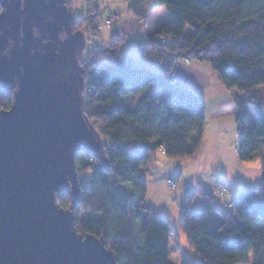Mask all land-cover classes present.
Instances as JSON below:
<instances>
[{
  "label": "trees",
  "instance_id": "16d2710c",
  "mask_svg": "<svg viewBox=\"0 0 264 264\" xmlns=\"http://www.w3.org/2000/svg\"><path fill=\"white\" fill-rule=\"evenodd\" d=\"M157 2L166 6L168 19L156 33L158 41L140 48L159 61V72L129 58H116L105 70L89 61L80 72L81 87L92 90L85 115L98 139L110 141L98 155L76 153L78 194L59 193L57 205L73 213L81 237L102 240L118 264H171L172 225L148 207L142 168L159 150L170 157L194 155L204 137V100L171 79L168 54L179 53L207 63L227 89L241 94L235 97L240 160L263 153L262 180L255 188L241 193L231 208L199 188L203 209L194 212L188 199L179 231L199 255L196 264H248L251 255L253 264H264V0ZM3 11L0 2V24ZM85 26H92L91 18L72 30ZM92 54L100 57L102 50ZM12 105V88L0 87V109ZM250 107L256 110L254 124Z\"/></svg>",
  "mask_w": 264,
  "mask_h": 264
},
{
  "label": "water",
  "instance_id": "95a60500",
  "mask_svg": "<svg viewBox=\"0 0 264 264\" xmlns=\"http://www.w3.org/2000/svg\"><path fill=\"white\" fill-rule=\"evenodd\" d=\"M0 2V87L14 89L12 108L0 109V264H118L57 205L59 193L78 194L76 153L102 146L64 51L59 1Z\"/></svg>",
  "mask_w": 264,
  "mask_h": 264
},
{
  "label": "crops",
  "instance_id": "0c3cea01",
  "mask_svg": "<svg viewBox=\"0 0 264 264\" xmlns=\"http://www.w3.org/2000/svg\"><path fill=\"white\" fill-rule=\"evenodd\" d=\"M68 1L71 3V0ZM157 5L153 3V7ZM148 16L147 10L138 11L136 16L140 20L138 25L142 26L138 30L140 40L137 45L139 53L135 51L129 53L128 51L120 50L121 44H119L116 50H111L110 55L114 61L116 58H129L133 64V60L136 58L138 62H143V66L145 65L142 68L159 72V61L144 55L141 51L140 43L158 41L156 33L165 24L168 17L163 19L159 25H155L152 30H149L144 27L150 23ZM116 40L122 42V39L116 38ZM175 71L177 83L182 88L200 96L206 104L204 137L200 148L194 155L170 157L165 151L159 150L151 157L149 163L142 168V175L147 181L146 202L148 207L159 216L168 218L171 225L174 224L176 228L173 229V235L170 239V262L171 264H182L183 259L187 258L182 256L177 250V241L180 235V210L187 200L192 199L191 207L194 212H201L203 200L198 194L199 188L217 196L218 186L222 184L229 190V194L222 201L224 200L227 203V208H231L239 196V193H234L240 188L239 186L241 184L244 186L250 184V187L245 190L253 189L256 186H251L258 178L256 179L253 173L246 174L242 172V178L240 176L239 178L236 177L238 182L235 181L234 175L241 167H250L248 162L240 160L237 147L236 152L234 149L235 143L237 144L236 141H238L235 97L241 94L235 89H227L221 82L219 75L209 65L201 62L195 61L192 65L180 62L176 66ZM219 155H222V157H218ZM206 156L207 159H205ZM170 160L173 161L172 164ZM171 178H179L180 180L181 186L175 193L167 185V180ZM230 194L231 197L228 198Z\"/></svg>",
  "mask_w": 264,
  "mask_h": 264
},
{
  "label": "rangeland",
  "instance_id": "374dc122",
  "mask_svg": "<svg viewBox=\"0 0 264 264\" xmlns=\"http://www.w3.org/2000/svg\"><path fill=\"white\" fill-rule=\"evenodd\" d=\"M59 1V7L61 11V19H62V27L63 32L61 34V39L63 41H67V45L64 48V51L69 53L77 70L80 71L83 70L86 66V64L91 62H96L97 66L105 70L108 65L113 64L115 61L114 59H111V45L115 43L116 41L121 42L117 39H122L120 50L128 51L129 53L132 51H135L136 53H139V48L137 43H139V35L138 30L141 25H138L140 20L136 18L138 11H148V19L150 23H148L146 26L147 29L152 30L155 25H159V23H162L163 19L168 17L166 6L161 5L157 2V0H100V5L98 7V14H101V18H103L102 14L106 8H109L113 13L117 15L115 18V21L112 23L111 28L103 27V29L100 30L99 36H96L95 31L93 29V20H92V26H85L82 29H80L77 32H73L72 27L73 24L77 21L84 20L86 18H91V14L89 12V9L86 4V0H71V3L68 4V0H58ZM153 3L158 4L157 6L153 7ZM92 19V18H91ZM106 28V29H105ZM113 39V40H112ZM112 41V43H111ZM100 42V47L96 43ZM119 46V45H118ZM117 46V48H118ZM116 48V49H117ZM99 50H102V55L100 57H96L93 55V52H97ZM117 53V52H115ZM121 54V53H120ZM170 54V53H169ZM168 54V57H169ZM122 55V54H121ZM134 64L138 67H145L143 66V62H138L135 58ZM184 62L187 65H192L195 61L192 60H186L184 58H181V55L177 54L173 57V63L172 67L173 69L176 68V66L180 63ZM207 65V63H203ZM177 78V74H176ZM3 88H9L7 86H3ZM237 91V90H236ZM238 92V91H237ZM264 116V111H263ZM256 110L253 107L249 108V121L251 124H254L256 122ZM238 129V128H237ZM237 142V141H236ZM237 144L235 143V152H236ZM263 153H259L256 155L255 159L252 161H249L248 164L250 167H241L238 172L235 173V181L238 182V179L236 177L242 178V172L246 174H252L253 176H256V182H252L251 187L257 186L261 180H262V158ZM218 157H222V155H219ZM207 159V156L205 157ZM173 161L170 160V163L172 164ZM85 176L89 177L90 173H84ZM82 174V175H84ZM146 175V174H144ZM168 182V180H167ZM168 185V183H167ZM180 180L178 178L176 183V189L173 190V187H168L173 193L177 192L178 188L180 187ZM240 185L239 189L234 193L240 195L241 191H247L245 189H248L247 187H250V184L247 186ZM246 187V188H245ZM226 188L227 193L222 194L221 189ZM242 193V192H241ZM229 194V190L226 186L220 184L218 186V197L221 200V203L227 207V203L222 201V199ZM233 196V195H232ZM231 197V194L228 195V198ZM172 230L176 229L174 224H172ZM180 232V231H179ZM178 238V248L177 250L182 254V256L186 257L189 261L196 264L200 262V257L196 253V251L190 247V245L186 241L185 234L180 232ZM196 259V260H195ZM197 261V262H193ZM254 259L251 255L249 257V263L253 264Z\"/></svg>",
  "mask_w": 264,
  "mask_h": 264
},
{
  "label": "built area",
  "instance_id": "2783aa9c",
  "mask_svg": "<svg viewBox=\"0 0 264 264\" xmlns=\"http://www.w3.org/2000/svg\"><path fill=\"white\" fill-rule=\"evenodd\" d=\"M86 4L87 7L89 9V12L91 14V18L93 20V29L95 31L96 36H99V32L101 29H103V27L106 28H111L112 23L115 21V18L117 17V15L115 13H113L109 8H106L102 14L103 18H101V14H98L97 10L98 7L100 5V0H86ZM167 40L165 38L162 39V42H166ZM100 47V42L96 43V46ZM177 54L181 55L179 53H170L168 59L173 63V57ZM181 58H184L181 55ZM187 61L189 59L184 58ZM171 79L173 82H177V78H176V71L175 69H173L172 73H171ZM92 90L88 89V88H84L83 91L81 92V99H82V103H83V107H85L90 101V94H91ZM110 140L106 139L104 140V142L102 144H108ZM178 178H171L168 180V187H173V190L176 189V183H177ZM221 193L222 194H226L227 193V189L226 188H222L221 189Z\"/></svg>",
  "mask_w": 264,
  "mask_h": 264
},
{
  "label": "flooded vegetation",
  "instance_id": "af4514ba",
  "mask_svg": "<svg viewBox=\"0 0 264 264\" xmlns=\"http://www.w3.org/2000/svg\"><path fill=\"white\" fill-rule=\"evenodd\" d=\"M12 90H14V89H12Z\"/></svg>",
  "mask_w": 264,
  "mask_h": 264
}]
</instances>
